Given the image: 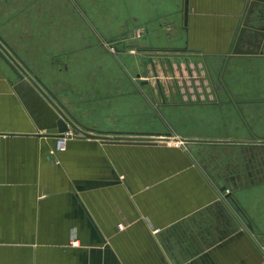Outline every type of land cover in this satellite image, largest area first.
Instances as JSON below:
<instances>
[{"label":"crops","instance_id":"0c3cea01","mask_svg":"<svg viewBox=\"0 0 264 264\" xmlns=\"http://www.w3.org/2000/svg\"><path fill=\"white\" fill-rule=\"evenodd\" d=\"M177 1L0 0V38L79 123L178 140L56 152L52 108L0 58V264H264V0H188L186 25ZM91 36L152 53V78H75L110 54Z\"/></svg>","mask_w":264,"mask_h":264},{"label":"rangeland","instance_id":"374dc122","mask_svg":"<svg viewBox=\"0 0 264 264\" xmlns=\"http://www.w3.org/2000/svg\"><path fill=\"white\" fill-rule=\"evenodd\" d=\"M179 8H180V3H178L177 0H176V3H174V2L172 3L171 2V9H172V15L173 16L175 15L176 17H178V16L180 17V10H179ZM178 21L179 20L176 19V18H175V20L173 19L171 21L170 20H166V19H164V20L154 19L153 21H150V20L149 21L140 20L139 21V30H138V33L140 32V34L139 35H136V38H134V36L132 37L131 34H129L128 35V39L127 40L124 39L125 40L124 43L129 46L127 48V50L134 49L131 46L134 45V44H136L137 41H138V43H142V45H143L142 37L144 38V31L141 29V27H143L145 29H148V30H150V28L151 29H155V28H157L158 25L161 26L162 24H165L166 27L167 26L169 27L170 24H172V25L174 23L177 24ZM158 35L153 36L151 39L154 42H156V43L164 42V39L162 37L158 36ZM106 38H110V39L112 38V42H109V41L106 42L103 39V37H101V36H96V37L95 36H91V39L88 40V43L91 42V44H92V43L96 42L97 44H100V45H97V46L92 44L91 49H94V50L95 49H100L101 50L102 49L101 47L103 45L105 47V49L108 51V53H110V54H108V56L106 54V58L103 59L102 56L101 57L98 56L97 58H95L94 55H93L95 53L93 51H91V52L90 51H88V52L85 51V53H83L84 54L83 60L86 59V58L89 59V60H91L90 61V64L91 65H89V70L86 69L85 71H83L82 74H80V75H78V74L74 75L75 78H80V77H83V76H85V77H87V76H98V75H106V76H109V77L110 76H113V77H126V76H130V77H132V76H136V75H140V74H144L145 77L146 76H150L152 78V76L154 74L153 73L152 66H151V63H150L152 61V58H153V54L152 53H149V52L148 53H144L143 54V58H142V54L141 53H137V55H135L133 58H132V56L129 55L128 57H125V58L123 57V59H121V58H119V56L121 55L119 51H122V48H121L122 45L121 44H116L115 42L123 41V39H121L123 37H120V36H117V37L115 36L114 37V36H112V37H106ZM135 49L138 50L137 48H135ZM139 52H141V51L139 50ZM162 56L163 55L161 53H155L154 65H156V68H158L157 67L158 59H160L161 62H164L166 60V57L165 56L162 57ZM118 59H120V60H118ZM93 60H95V61L98 60V61H96L97 62L96 63V62H93ZM136 61L138 62L139 65L141 63V68L142 69L137 66L138 64L136 65V63H135ZM142 61H143V63H142ZM126 63H129L128 65L130 67H128L126 65ZM96 64H98L100 66V68H101L102 71L100 69H98V68H93V67H97ZM102 66L104 67L103 69H102ZM120 66L123 69L122 71L119 69ZM137 68H139V72L138 73H135V70ZM156 68L154 67L155 71L158 72L157 75L161 77L160 69L159 68L156 69ZM166 75L164 74V76H166ZM176 75H177V71H176ZM152 85L154 87V90L157 92L158 86L155 83L154 84L152 83ZM117 86L119 87L120 93H123V94H121L122 96H118V98H117L118 101H121V102L126 101L127 98H126V96L124 94L126 92L129 93L131 91L134 92L132 90L130 84H128V83H124L123 82V83H121L120 85H117ZM143 86H146V85H143ZM176 86L179 87L182 92L184 91V85L180 84V82ZM123 106H125V104H123ZM173 122L175 123V125H177V122L178 121H177V119H175V120H173Z\"/></svg>","mask_w":264,"mask_h":264},{"label":"water","instance_id":"95a60500","mask_svg":"<svg viewBox=\"0 0 264 264\" xmlns=\"http://www.w3.org/2000/svg\"><path fill=\"white\" fill-rule=\"evenodd\" d=\"M258 1V0H254ZM188 19V0H184V12L183 22L186 25ZM0 58L8 65L13 73L22 81L25 85L31 89L40 98H43L44 103L48 104L54 113L56 118L55 126L57 135L70 134L71 137L77 139H96L101 141H115L123 143L134 144H157L167 143L170 141L176 142L178 140L170 137L168 134L163 135L160 133H137L136 135H119V134H104L79 123L71 113L65 108V106L41 83L36 77H31V74L27 68H25L21 61H19L14 53L5 45L0 38ZM34 88V89H33ZM181 142H188L189 140L181 139ZM212 142V141H206ZM239 229L237 225L232 228V231Z\"/></svg>","mask_w":264,"mask_h":264},{"label":"built area","instance_id":"2783aa9c","mask_svg":"<svg viewBox=\"0 0 264 264\" xmlns=\"http://www.w3.org/2000/svg\"><path fill=\"white\" fill-rule=\"evenodd\" d=\"M71 137L70 134H63L62 136H57L56 142H55V151L56 152H64L66 148V141L67 139ZM181 144V143H180ZM180 144H176V146H181ZM118 229H122L121 225L118 226Z\"/></svg>","mask_w":264,"mask_h":264},{"label":"flooded vegetation","instance_id":"af4514ba","mask_svg":"<svg viewBox=\"0 0 264 264\" xmlns=\"http://www.w3.org/2000/svg\"><path fill=\"white\" fill-rule=\"evenodd\" d=\"M247 171L249 170L248 166L246 167Z\"/></svg>","mask_w":264,"mask_h":264},{"label":"bare ground","instance_id":"6f19581e","mask_svg":"<svg viewBox=\"0 0 264 264\" xmlns=\"http://www.w3.org/2000/svg\"><path fill=\"white\" fill-rule=\"evenodd\" d=\"M170 142H173V141H170Z\"/></svg>","mask_w":264,"mask_h":264}]
</instances>
